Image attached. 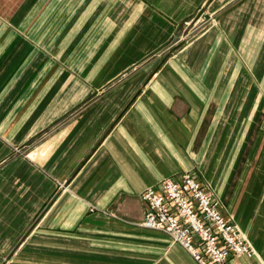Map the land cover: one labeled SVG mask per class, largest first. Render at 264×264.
Returning <instances> with one entry per match:
<instances>
[{
	"label": "crops",
	"instance_id": "crops-1",
	"mask_svg": "<svg viewBox=\"0 0 264 264\" xmlns=\"http://www.w3.org/2000/svg\"><path fill=\"white\" fill-rule=\"evenodd\" d=\"M187 172L264 264V0H0V262L196 264L140 225Z\"/></svg>",
	"mask_w": 264,
	"mask_h": 264
},
{
	"label": "built area",
	"instance_id": "built-area-1",
	"mask_svg": "<svg viewBox=\"0 0 264 264\" xmlns=\"http://www.w3.org/2000/svg\"><path fill=\"white\" fill-rule=\"evenodd\" d=\"M141 199L147 209L140 225L166 234L196 264H224L255 255L238 226L222 215L209 187L192 173L162 180Z\"/></svg>",
	"mask_w": 264,
	"mask_h": 264
},
{
	"label": "rangeland",
	"instance_id": "rangeland-1",
	"mask_svg": "<svg viewBox=\"0 0 264 264\" xmlns=\"http://www.w3.org/2000/svg\"><path fill=\"white\" fill-rule=\"evenodd\" d=\"M202 13V12H200ZM0 264H18V262H0Z\"/></svg>",
	"mask_w": 264,
	"mask_h": 264
}]
</instances>
